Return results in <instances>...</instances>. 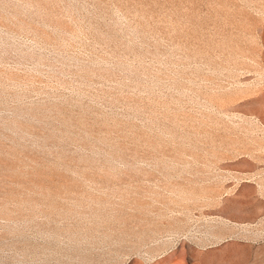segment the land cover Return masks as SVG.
<instances>
[{
  "label": "rangeland",
  "instance_id": "374dc122",
  "mask_svg": "<svg viewBox=\"0 0 264 264\" xmlns=\"http://www.w3.org/2000/svg\"><path fill=\"white\" fill-rule=\"evenodd\" d=\"M0 264H264V0H0Z\"/></svg>",
  "mask_w": 264,
  "mask_h": 264
}]
</instances>
